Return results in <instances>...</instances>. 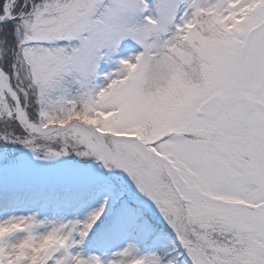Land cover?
<instances>
[{
  "label": "snow or ice",
  "instance_id": "1",
  "mask_svg": "<svg viewBox=\"0 0 264 264\" xmlns=\"http://www.w3.org/2000/svg\"><path fill=\"white\" fill-rule=\"evenodd\" d=\"M0 264H264V0H0Z\"/></svg>",
  "mask_w": 264,
  "mask_h": 264
}]
</instances>
